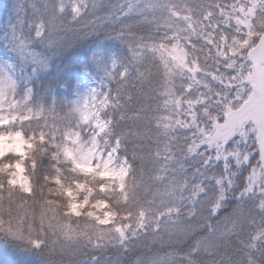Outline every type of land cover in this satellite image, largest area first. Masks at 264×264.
Here are the masks:
<instances>
[{"label":"snow or ice","instance_id":"snow-or-ice-1","mask_svg":"<svg viewBox=\"0 0 264 264\" xmlns=\"http://www.w3.org/2000/svg\"><path fill=\"white\" fill-rule=\"evenodd\" d=\"M0 241L10 264H264V0H11Z\"/></svg>","mask_w":264,"mask_h":264},{"label":"trees","instance_id":"trees-1","mask_svg":"<svg viewBox=\"0 0 264 264\" xmlns=\"http://www.w3.org/2000/svg\"><path fill=\"white\" fill-rule=\"evenodd\" d=\"M11 5V0H0V17L4 20L8 18L5 16V13L8 11ZM80 57V50L70 48L63 57L56 60L53 66V72L65 70V66L71 68L72 63L77 61ZM16 259L15 254L3 244V241H0V264H10L11 261Z\"/></svg>","mask_w":264,"mask_h":264},{"label":"rangeland","instance_id":"rangeland-1","mask_svg":"<svg viewBox=\"0 0 264 264\" xmlns=\"http://www.w3.org/2000/svg\"><path fill=\"white\" fill-rule=\"evenodd\" d=\"M5 16L9 17V12H8V11L5 13ZM7 19H8V18H6V20H5V21H7ZM80 83H81V85L83 86V83H84V82H83V81H81Z\"/></svg>","mask_w":264,"mask_h":264}]
</instances>
